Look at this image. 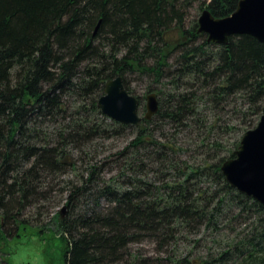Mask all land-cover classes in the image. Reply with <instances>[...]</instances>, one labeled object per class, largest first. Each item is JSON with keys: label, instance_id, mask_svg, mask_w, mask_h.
I'll use <instances>...</instances> for the list:
<instances>
[{"label": "trees", "instance_id": "trees-1", "mask_svg": "<svg viewBox=\"0 0 264 264\" xmlns=\"http://www.w3.org/2000/svg\"><path fill=\"white\" fill-rule=\"evenodd\" d=\"M238 2L0 0L4 255L20 230H49L25 212L56 194L65 264H264V206L221 173L264 113V42L214 44L190 19L205 8L224 18ZM116 76L133 96L131 81L147 83L140 116L146 94L157 96L141 128L97 107ZM128 135L99 157L98 140ZM144 240L156 256L129 248Z\"/></svg>", "mask_w": 264, "mask_h": 264}, {"label": "water", "instance_id": "water-1", "mask_svg": "<svg viewBox=\"0 0 264 264\" xmlns=\"http://www.w3.org/2000/svg\"><path fill=\"white\" fill-rule=\"evenodd\" d=\"M197 25L198 32L214 44L226 45L230 36L242 34L264 42V0H239L234 12L224 18H215L205 8ZM97 107L113 121L141 128V121L158 111V100L155 93L146 94L145 113L140 116L138 99L127 93L121 76H116L104 83ZM221 173L232 188L264 206V113L254 128L243 133L235 156L222 163Z\"/></svg>", "mask_w": 264, "mask_h": 264}, {"label": "rangeland", "instance_id": "rangeland-1", "mask_svg": "<svg viewBox=\"0 0 264 264\" xmlns=\"http://www.w3.org/2000/svg\"><path fill=\"white\" fill-rule=\"evenodd\" d=\"M198 17L199 13L197 14L195 9H192L190 19H198ZM173 36H176L175 33ZM170 38L174 39L172 36ZM131 78L135 79V75ZM146 84L138 80L131 81V87L136 90L135 97L142 96ZM141 102L144 105L145 99H142ZM138 114L142 115V112L139 111ZM129 138L130 135L126 138L98 140L95 144L99 145V157H109L114 154L116 150L128 142ZM64 200L65 195L54 194V199L51 202L43 203L44 208L39 213L36 212L35 207L28 208L25 212V218L29 220V223L33 226L46 225L49 230L38 233L35 228L26 227L24 230H20L18 237H8L3 241L5 255L0 251V264H65L63 244L55 231V222L58 220L55 215L63 209L65 212ZM129 248L133 252L138 251L148 256H156L158 247L154 241L144 240L140 243L129 244Z\"/></svg>", "mask_w": 264, "mask_h": 264}]
</instances>
